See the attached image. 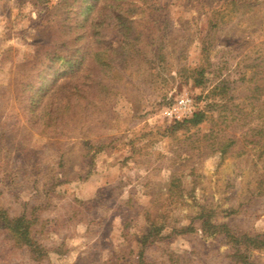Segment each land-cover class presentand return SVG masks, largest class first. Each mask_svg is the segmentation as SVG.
<instances>
[{
  "label": "rangeland",
  "instance_id": "obj_1",
  "mask_svg": "<svg viewBox=\"0 0 264 264\" xmlns=\"http://www.w3.org/2000/svg\"><path fill=\"white\" fill-rule=\"evenodd\" d=\"M0 212V264H264V0H0Z\"/></svg>",
  "mask_w": 264,
  "mask_h": 264
},
{
  "label": "trees",
  "instance_id": "obj_2",
  "mask_svg": "<svg viewBox=\"0 0 264 264\" xmlns=\"http://www.w3.org/2000/svg\"><path fill=\"white\" fill-rule=\"evenodd\" d=\"M207 116L203 111H194L187 117H184L181 119V121H176L179 125H189V126H197L199 125L204 119H206ZM235 144V140L231 138L223 139L218 143L217 147H213L212 150L218 151L221 155L227 154V152L231 149V147ZM63 175V174H61ZM174 179V178H172ZM177 187V186H176ZM2 213V214H1ZM207 215L205 213H201V215L198 217L202 219V223L205 224L207 220ZM0 223H1V231L4 233V235L9 236L10 238H13V245L17 247H28L32 248L30 249L34 253L35 250L38 249V246L35 244V242L32 240L30 231H29V221L24 219L23 216H14L12 218H9L5 215V212H0ZM253 246L258 245V243L263 244L264 243V237L261 239H249ZM239 240L236 239V242Z\"/></svg>",
  "mask_w": 264,
  "mask_h": 264
},
{
  "label": "built area",
  "instance_id": "obj_3",
  "mask_svg": "<svg viewBox=\"0 0 264 264\" xmlns=\"http://www.w3.org/2000/svg\"><path fill=\"white\" fill-rule=\"evenodd\" d=\"M193 109L192 99L187 95H183L177 100L175 105L165 110V114L172 120H180L190 115Z\"/></svg>",
  "mask_w": 264,
  "mask_h": 264
}]
</instances>
